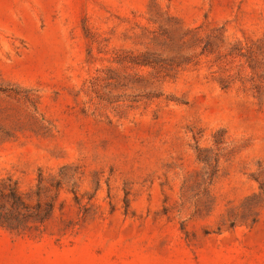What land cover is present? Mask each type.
<instances>
[{
	"label": "rangeland",
	"instance_id": "1",
	"mask_svg": "<svg viewBox=\"0 0 264 264\" xmlns=\"http://www.w3.org/2000/svg\"><path fill=\"white\" fill-rule=\"evenodd\" d=\"M0 224V264H264V0H0Z\"/></svg>",
	"mask_w": 264,
	"mask_h": 264
},
{
	"label": "trees",
	"instance_id": "2",
	"mask_svg": "<svg viewBox=\"0 0 264 264\" xmlns=\"http://www.w3.org/2000/svg\"><path fill=\"white\" fill-rule=\"evenodd\" d=\"M10 198H11V202L15 207L18 206H26V204L24 203V201L22 200L21 196L18 194V191L15 187H12L10 189ZM0 225H4V224H0Z\"/></svg>",
	"mask_w": 264,
	"mask_h": 264
}]
</instances>
